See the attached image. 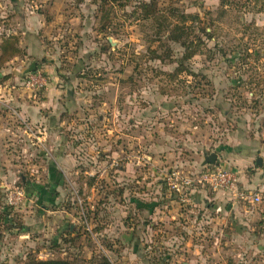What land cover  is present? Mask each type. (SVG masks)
<instances>
[{
  "label": "rangeland",
  "instance_id": "374dc122",
  "mask_svg": "<svg viewBox=\"0 0 264 264\" xmlns=\"http://www.w3.org/2000/svg\"><path fill=\"white\" fill-rule=\"evenodd\" d=\"M149 1L159 21L141 19ZM184 23L185 40L171 41ZM185 42L202 48L190 55ZM34 62L47 78L38 94L25 83ZM50 84L44 122L23 114ZM0 119V264H254L263 253L251 250L263 220L232 216L208 189L186 199L170 178L213 153L250 156L245 172L261 173V149L228 148L264 140V0H0ZM54 161L65 185L47 213L26 186H46ZM17 189L26 199L7 212Z\"/></svg>",
  "mask_w": 264,
  "mask_h": 264
},
{
  "label": "crops",
  "instance_id": "0c3cea01",
  "mask_svg": "<svg viewBox=\"0 0 264 264\" xmlns=\"http://www.w3.org/2000/svg\"><path fill=\"white\" fill-rule=\"evenodd\" d=\"M34 48L36 49V51H38V52L40 51L39 50L40 48H37L34 44L29 46V50H33ZM55 89H56L55 86L50 84L49 89L45 93V101L42 103L40 109L33 108L30 110V113H29V109L26 110V107H28V105L27 104L22 105V106H24L23 107V109H24L23 114L25 112L31 118L36 119L38 121H39V119H41L44 122L45 116H47V115L43 116L42 114L39 113V111L42 109L43 106L44 107L46 106V108H50V107L56 105V101L54 100V95L56 94ZM2 121L0 119V137H1V135H5L4 131L2 132L3 126H4V125L2 126ZM0 146H1V143H0ZM228 149H261L262 153H264V140H253V141H249L245 144H242L240 147L234 146V147H230ZM232 153H231V155H232ZM246 156H241V157L229 156L228 159H225L226 161L220 162L221 156L218 155V162H219L218 166L222 167V168H226L229 166H235L238 169H241V172H242L241 179H242L243 184L248 189H253V190L258 191L259 194L262 196V202L259 205H256L257 209L251 213L244 206V205H246L245 202L234 201V200L229 201V199L227 198L228 210L232 216L237 214V215H245V217L248 216L247 218H251L252 216L255 215L256 220L261 219L264 221V158H263V166L261 168L262 171H260L259 169L257 170L261 173L249 175L245 172L244 168H246V167H244V166H246L248 164V162H250L251 158L249 156V161H248V158L247 159L245 158ZM204 163H202V164H204ZM204 166L205 165H202L201 167L204 168ZM59 169H60V167H59L58 162L54 161V162H51L49 164V181H48V184L46 186L40 185L43 188V189H41V193L37 196H34L37 198V201L42 206V209H40V210L48 209L46 207L47 205L48 206H54L55 202L57 201V198H58L57 194L59 192V188H61L65 185L64 179L62 180V175H60L58 173ZM131 172H132V169H131ZM62 181H63V183H62ZM216 195L218 198L219 195L222 196L223 194L217 193ZM195 197L199 198V194L195 195L194 198ZM223 199H226V196H224ZM45 211L46 210H44V212ZM50 211H51V209L49 211H46V212L48 213ZM63 228H66V226L61 228L60 235L63 233V230H64ZM262 229L264 230V226L262 227ZM245 246H247L248 250H250V247H249L250 245H245ZM253 249L263 250V253H261V255H258V254L253 255L254 257L252 259L253 260L255 259L254 264H264V243H262V246L259 243L254 244L253 247H251V250H253ZM249 258H250V255H248L247 259L249 260ZM114 264H115V262H114Z\"/></svg>",
  "mask_w": 264,
  "mask_h": 264
},
{
  "label": "built area",
  "instance_id": "2783aa9c",
  "mask_svg": "<svg viewBox=\"0 0 264 264\" xmlns=\"http://www.w3.org/2000/svg\"><path fill=\"white\" fill-rule=\"evenodd\" d=\"M25 83L31 92L38 94L46 89L47 78L41 71H37L27 75ZM241 175V169L235 166L204 167L189 175L174 173L170 178V186L176 194L185 195L186 199H189V192L202 188L216 194L222 193L229 200L242 201L252 206L259 205L262 202V196L258 191L245 187ZM25 199L26 191L23 189L11 191L8 195L9 204L14 207L19 204V201L23 202ZM220 210L221 208L218 209Z\"/></svg>",
  "mask_w": 264,
  "mask_h": 264
},
{
  "label": "trees",
  "instance_id": "16d2710c",
  "mask_svg": "<svg viewBox=\"0 0 264 264\" xmlns=\"http://www.w3.org/2000/svg\"><path fill=\"white\" fill-rule=\"evenodd\" d=\"M141 12H142V18L141 19H144V20H150V19H153L155 21H159V9L156 5V2L153 1H149L148 2H141L139 3V7H138ZM186 18V17H184ZM186 23H184L183 26H186L185 25ZM163 26V25H162ZM204 33H205V30H204ZM188 34V27H184V29L182 31H175L173 30L172 31V39L171 41L175 42V43H181L182 40H185V36H187ZM177 35L176 37H173ZM200 41H202V39H200ZM182 47L186 48V50H190V55H193L195 54V52H197V50H201V46L197 43H192L190 46L186 44V42L182 45ZM208 167H213L212 165H209L207 166L206 168ZM62 180H63V177H62ZM63 183V181H62ZM64 183H65V180H64ZM28 183H25V185H27ZM61 185V184H60ZM41 189H43L40 185H36V184H29L26 186V190H27V193L29 196H37L41 193ZM33 190V191H32ZM39 191V192H38ZM196 193H194L195 195ZM230 201V200H229ZM6 202H7V199H6ZM44 203V202H43ZM146 204H144L145 206ZM48 206V205H47ZM7 212H9V210H12L13 209V206L9 205V203L7 202ZM5 213V212H4ZM8 214H5V217H7ZM10 216V215H9ZM20 232L22 234H26L28 233V228L27 227H21L20 228ZM99 260H96V261H93L92 264H114V262L110 259H108L107 257H98ZM30 264H75L73 262H70V261H63V260H57V259H51V260H46V261H37V260H32L30 262Z\"/></svg>",
  "mask_w": 264,
  "mask_h": 264
},
{
  "label": "water",
  "instance_id": "95a60500",
  "mask_svg": "<svg viewBox=\"0 0 264 264\" xmlns=\"http://www.w3.org/2000/svg\"><path fill=\"white\" fill-rule=\"evenodd\" d=\"M37 68H38V66H37V64L34 62V63H32L31 67H30L29 69L26 70L25 73H26V74L33 73V72L37 71ZM217 160H218V155H217L216 153L211 154L209 157L205 156V163H204V165L215 164V165L218 166L219 163L217 162ZM257 164H258L260 167L263 166V161H262L261 158H259V159L257 160Z\"/></svg>",
  "mask_w": 264,
  "mask_h": 264
}]
</instances>
